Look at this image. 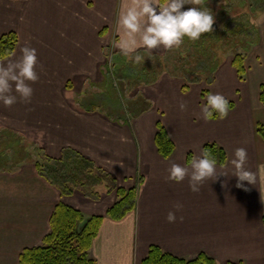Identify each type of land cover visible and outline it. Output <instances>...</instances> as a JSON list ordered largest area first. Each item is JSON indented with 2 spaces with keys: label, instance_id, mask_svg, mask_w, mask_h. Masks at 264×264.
Masks as SVG:
<instances>
[{
  "label": "crops",
  "instance_id": "1",
  "mask_svg": "<svg viewBox=\"0 0 264 264\" xmlns=\"http://www.w3.org/2000/svg\"><path fill=\"white\" fill-rule=\"evenodd\" d=\"M238 1L206 4L232 23V40L246 49L237 51L245 79L232 56L216 63L215 81L206 87L174 78L167 67L196 1L0 0V37L14 32L18 39L15 53L0 60V131L21 133L55 159L62 149L75 150L119 188L132 189L140 178L134 212L113 220L106 213L115 192L102 193L99 202L78 192L62 198L32 163L0 170V264H20L23 250L42 244L60 202L86 218L103 216L88 253L95 264H142L152 246L186 260L205 254L216 264H264V139L256 133L264 125V10H256L259 0H245L248 12L230 18L229 11L242 10ZM243 16L256 28L251 42L252 29L239 32ZM111 46L124 90L145 103L125 119L86 92L95 89L105 101L98 87ZM223 102L233 108L209 119L206 112ZM158 124L174 144L166 159L155 145ZM207 144L224 151V165L204 160Z\"/></svg>",
  "mask_w": 264,
  "mask_h": 264
},
{
  "label": "trees",
  "instance_id": "2",
  "mask_svg": "<svg viewBox=\"0 0 264 264\" xmlns=\"http://www.w3.org/2000/svg\"><path fill=\"white\" fill-rule=\"evenodd\" d=\"M200 18V17H199ZM203 19V18H202ZM201 25H204L203 20ZM208 22V21H207ZM195 27V26H194ZM211 27L204 30L202 26L196 28L191 34V43L189 49H192V60L187 61V65L182 63L184 53L183 49L186 42L175 48L171 53L173 60L167 61V67L170 75L174 78H180L187 84H199L201 78L198 77L199 71H203L210 63V52L228 48L233 42V34L226 33L225 36L215 34ZM215 34V35H214ZM225 37V40L224 38ZM216 40L225 42L226 47L217 46ZM230 43V44H229ZM18 44L17 36L14 32L0 37V60L10 58ZM218 48H217V47ZM182 51H179V49ZM178 50V51H177ZM187 50V49H186ZM185 50V51H186ZM189 50V51H190ZM228 50V49H227ZM179 52L180 55L174 53ZM174 53V54H173ZM190 53V54H191ZM169 58V57H168ZM167 58V60H168ZM244 56L239 53L233 55L231 65L235 68L237 77L241 81L245 79ZM172 67V68H171ZM213 78L208 79L207 84H211ZM259 99L264 105V84L260 86ZM187 88L184 87L183 90ZM203 95V94H202ZM212 102L207 101V104ZM233 103L223 102L221 108L213 105L206 113L209 119L222 118L226 109H232ZM155 135V145L159 154L166 159L174 149V144L168 136L167 131L160 124ZM3 131V130H2ZM2 131L0 133L2 134ZM8 133L18 136L22 144L26 162L32 163L38 175L44 178L50 185L54 186L60 192L61 197H70L75 192L80 193L86 199L99 202L101 194H110L115 192L118 200L106 213V217L113 220H121L128 213L134 212L137 202L138 186L132 189L119 188L116 179L108 174L104 169L96 166L80 153L68 148L61 150V156L57 159L48 157L41 148L35 143L30 142L19 132L4 130ZM256 133L264 139V125L259 124ZM204 160L211 164L224 165L226 162L224 151L215 144L203 146ZM23 161V162H25ZM189 161V159H188ZM16 167V165H15ZM50 218V231L42 240V244L37 247L25 249L19 255L20 264H95L94 260L89 257L88 253L93 240L98 235V230L103 220V216H91L86 218L79 210L60 202L52 212ZM264 227V214H263ZM142 264H216L215 261L205 254H199L195 259H180L173 255L166 254L158 247L152 246L148 251V257Z\"/></svg>",
  "mask_w": 264,
  "mask_h": 264
},
{
  "label": "rangeland",
  "instance_id": "3",
  "mask_svg": "<svg viewBox=\"0 0 264 264\" xmlns=\"http://www.w3.org/2000/svg\"><path fill=\"white\" fill-rule=\"evenodd\" d=\"M193 1H196L199 4V6L197 7L198 8L197 11L193 12L191 10L190 6L188 5V9L190 10V12H189V15H187L184 18V20L187 22L184 24L183 42H185V38L188 39V41L186 42V46H184V49H183L184 53L181 54V55H183L182 63L184 66H186L188 64L187 61L192 60L191 55L194 56V53L193 54L191 53L192 49L191 50L189 49V47H190L189 44L191 43V39L186 35L193 34L194 31L196 30V28L199 26H202V28H204V30H208V24H214V25H216V27L214 29H212V31H215L216 32L215 34L217 36H219V35L225 36V34L227 33V26H228V28L230 27V25L232 26V23L230 25L227 24V22H226L227 20L225 18H223L222 12H220V11L218 12L216 10V9H218L217 7L211 6L208 2L206 4L207 0H189L190 3H192ZM209 1L210 2L211 1H217L218 2L219 0H209ZM223 1L229 5V3L232 0H223ZM239 1H241V0H239ZM239 1H238V3H239ZM203 2H205V4H201ZM224 2H221V3H224ZM256 3H259L260 5H262V7L260 6L259 9H256L257 11L260 10L261 8H262V10H264V8H263L264 0L256 1ZM240 6H242V5L240 4ZM246 7H247V4L244 0V5L242 6V10L237 11L235 9H232L231 11H229L228 16H230V18H233V16L238 15L239 12L241 14H244L243 12L247 13L248 9ZM210 8H212V9H210ZM209 10H211V11L209 12ZM256 10L253 8L252 12L254 13ZM198 19L199 20L202 19L203 22H205V24L201 25L202 22H199ZM251 21H252V19L250 18V16H243L240 19V22L242 24L241 25L242 31L244 30L243 26L245 28L247 27L250 30L248 32H251V29H252L251 37L248 40L250 42L254 38V35H255L254 31L256 29L255 26L251 25ZM232 22L235 23V21H232ZM246 31H247V29H246ZM223 38L225 40V37H223ZM216 42H217L216 43L217 46L226 47L225 42L220 41V43H219L217 40H216ZM244 42L245 41H241V43H243V44H244ZM241 45H239L237 41H233V43L228 46V48H227L228 50L225 49V51H224V48H221V50H216V48H215V51L210 52V58L211 59H210L209 66L206 67L205 70L198 72L199 73L198 77L201 78L200 79L201 82H199V83H204L206 85V87H210L213 84V82L215 81L214 76H215L216 71H217V67H216L217 64L216 63L218 61L220 62L221 59H223V58H224V61H226L228 58H231L235 54V51L241 52V50L243 49V53H244L246 51V49L243 48V46H241ZM114 50H115V47L113 49L111 56H109L108 51H105V57H107V58L109 57L108 61L111 63V67H110L111 71L107 70L108 67H107V69H106V67H104V70L106 71L105 72L106 73L105 84L100 85L98 87V88H100V90L102 92L101 94L104 96L105 101L99 102V100L96 99L95 92L97 93V90H95V89L91 91V89L88 88L86 90V92H88V94H90V95H88L91 98L90 101H92L96 104L99 103L100 108L105 109L106 113L108 112L112 116H115V115L118 116V114H121V116H123L125 119V118H129L128 114H130L131 108L133 105L135 106V105H137L136 103L139 102L140 103L139 106L141 107V105L145 106V103L143 101H141L142 99L140 100V97L142 95L141 96L139 95L137 97V101L136 100L134 101V99L131 98L132 96L130 95V90H129V92H126L124 90V87L122 86L123 83L121 82L120 77L118 75V72L116 70L117 66L115 65L116 61L114 58V55H115ZM177 51L174 52L177 55L176 57H178V55H180V53ZM179 51H182V49L180 48ZM173 59H174V57L170 55L168 58V61L170 60V62H171V60H173ZM210 77L213 78V81L211 82V84H207L208 79H210ZM195 85H198V84H195ZM206 87L203 88L202 94H203L205 100L206 99L209 100L210 92H209V90H207ZM131 90H133V89H131ZM212 94H213V91L211 90V95ZM141 98H143V97H141ZM89 107H92V106L89 105ZM26 157H27V155L25 154V151H24L22 144H20V139L18 138V136L13 135L11 133H8L7 131H2V134L0 133V170L13 169V168L15 169V165L27 163L25 161ZM23 161H25V162H23ZM135 186H137V181L135 183ZM139 186H138V188H139Z\"/></svg>",
  "mask_w": 264,
  "mask_h": 264
},
{
  "label": "built area",
  "instance_id": "4",
  "mask_svg": "<svg viewBox=\"0 0 264 264\" xmlns=\"http://www.w3.org/2000/svg\"><path fill=\"white\" fill-rule=\"evenodd\" d=\"M113 49H114L113 46L109 47V50H108V52H109V56L112 55ZM108 58H109V57H108ZM108 58L105 57V67H106V69H107V67H108L107 70L109 71V70H110V67H111V63L108 61ZM110 71H111V70H110Z\"/></svg>",
  "mask_w": 264,
  "mask_h": 264
},
{
  "label": "flooded vegetation",
  "instance_id": "5",
  "mask_svg": "<svg viewBox=\"0 0 264 264\" xmlns=\"http://www.w3.org/2000/svg\"><path fill=\"white\" fill-rule=\"evenodd\" d=\"M226 25H227V24H226ZM229 29H230V27L228 28V26H227V34L229 33V32H228ZM239 32H242V30L239 31ZM231 34H233V33H231Z\"/></svg>",
  "mask_w": 264,
  "mask_h": 264
},
{
  "label": "water",
  "instance_id": "6",
  "mask_svg": "<svg viewBox=\"0 0 264 264\" xmlns=\"http://www.w3.org/2000/svg\"><path fill=\"white\" fill-rule=\"evenodd\" d=\"M210 27L214 29L216 27V25L212 24Z\"/></svg>",
  "mask_w": 264,
  "mask_h": 264
}]
</instances>
